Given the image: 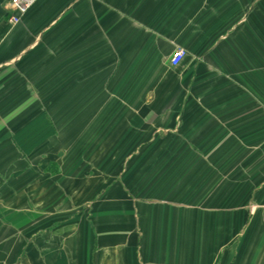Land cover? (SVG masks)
<instances>
[{
    "label": "crops",
    "instance_id": "crops-1",
    "mask_svg": "<svg viewBox=\"0 0 264 264\" xmlns=\"http://www.w3.org/2000/svg\"><path fill=\"white\" fill-rule=\"evenodd\" d=\"M10 2L0 264H264V0Z\"/></svg>",
    "mask_w": 264,
    "mask_h": 264
},
{
    "label": "built area",
    "instance_id": "built-area-1",
    "mask_svg": "<svg viewBox=\"0 0 264 264\" xmlns=\"http://www.w3.org/2000/svg\"><path fill=\"white\" fill-rule=\"evenodd\" d=\"M36 1L37 0H11L10 8L13 14L9 19L10 24H18L21 20V17L29 11V9L35 4ZM186 56V50L184 48H178L170 59L171 66H179Z\"/></svg>",
    "mask_w": 264,
    "mask_h": 264
}]
</instances>
